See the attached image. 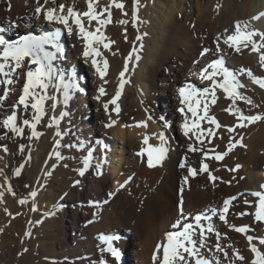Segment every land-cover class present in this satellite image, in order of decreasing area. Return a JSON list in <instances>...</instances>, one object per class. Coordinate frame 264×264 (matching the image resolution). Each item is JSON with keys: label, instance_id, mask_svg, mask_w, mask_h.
I'll use <instances>...</instances> for the list:
<instances>
[{"label": "bare ground", "instance_id": "1", "mask_svg": "<svg viewBox=\"0 0 264 264\" xmlns=\"http://www.w3.org/2000/svg\"><path fill=\"white\" fill-rule=\"evenodd\" d=\"M117 2L123 3V9L115 7L112 0L93 2L94 13H102L100 20H108L105 8L111 12L109 23L81 16L86 31L100 29L96 34L101 39L94 40L90 48L102 53L95 57L102 71L103 60L108 59L103 78L96 72L92 57L83 56L86 41L70 20L73 32H66L67 39H60L62 54L56 53L53 63L65 71L66 78L74 71L77 78L82 74L87 81L80 83L79 99L75 97L78 89H69L67 104L62 88L56 87L57 81L50 84L44 102L45 115L36 127L38 137H32V129L27 126L23 136L3 126L4 119L13 111L17 112V123L31 120L34 115L31 108L24 111L22 105L13 107L22 94L24 73L28 67H34L27 60L25 68L14 74L16 83L10 85L7 98L0 100V264H101L103 258L117 264L116 258L102 251L106 248L100 239L102 235L119 237L114 242L125 264H159L153 255L157 244L164 241V234L173 230L171 225L178 216L181 196L185 213L193 216L201 212L211 215L208 211L211 208L219 213L226 199L236 197L225 213L227 223L218 215L212 217L221 239L216 241L215 235L209 234L207 241L210 247L219 242L229 256L216 253L214 247L206 255L219 256L222 264L229 261L251 264L254 253L247 236L232 226L247 225L250 228L247 235L264 236V222L256 221L254 215L259 198L251 195L261 191L264 185V119L244 121L245 126L239 127L238 118L224 109L231 106L239 108L245 116L264 115V88L253 83L246 73L239 76L245 85L239 91L251 103L238 99L234 105L222 89H217L218 99L214 105L210 104L209 115H214L222 127L217 129L207 120L201 121L202 129L211 128L215 133L209 136L204 132L203 144L195 139L193 132L189 133L191 139L184 135L185 113L180 108L187 112V103H181L178 89L187 84L197 88L210 86V81L202 80L200 73L221 56L225 66L233 71L250 69L254 76L264 77L261 52L252 51L251 45L236 52L224 43L235 31L236 21H247L248 30L264 32V17L252 19L264 12V0ZM60 4L66 6L65 13L68 7L81 14L89 11L88 0H47V3L0 0L3 33L8 39H17L23 33H37V27L41 32L42 27L64 26L47 21L44 12L36 14L37 7L46 11L58 9ZM122 20L127 23H120ZM138 36L142 39L137 40ZM254 39L259 42L258 36ZM105 44L109 47H104ZM204 48L210 51L201 55ZM47 49L56 52L51 45ZM130 53L132 58L127 59ZM126 64L128 70L121 77ZM122 80L127 82L117 101L119 113L112 104L106 111L104 103L120 90ZM101 86L106 95H100ZM4 87L0 84V96ZM191 102L195 105V100ZM202 107L203 101L201 110ZM160 116L165 117L168 127ZM187 116L191 117V113L187 112ZM53 117L55 123H51ZM111 120L116 123L107 127ZM141 121H146L147 126H137ZM228 128L234 130L230 132ZM161 132L168 140L167 157L155 167H149L144 154L138 153L147 145L146 136L148 144L160 143ZM101 140L107 142V149H100ZM81 143L84 147H80ZM229 143L234 145L230 151ZM189 144L203 148L208 155L189 150ZM89 149L92 159L85 169L84 158ZM55 151L60 152L61 158L53 154ZM226 151L228 154L223 159H215ZM104 152H107L105 159L101 156ZM204 163L208 165L207 172L200 171ZM238 164L241 167L231 171ZM18 168L21 174L16 176ZM189 168L197 169V175L192 176ZM209 173L218 179L212 180ZM185 176L189 178L187 182ZM32 192L36 195L32 196ZM21 199L26 202L21 204ZM202 223L206 226L208 221ZM252 243L264 251L258 240ZM235 249L245 257L244 261L236 259Z\"/></svg>", "mask_w": 264, "mask_h": 264}, {"label": "snow or ice", "instance_id": "2", "mask_svg": "<svg viewBox=\"0 0 264 264\" xmlns=\"http://www.w3.org/2000/svg\"><path fill=\"white\" fill-rule=\"evenodd\" d=\"M94 0H88L89 11L85 13L77 12L73 7H68L67 12L65 13V5L60 4L57 8H48L46 11L42 7L36 8V14L41 12L45 13V19L49 22H58L66 27L68 34L73 32V28L70 24V20L74 23L79 30L82 38L85 39V49L83 56L85 58L92 57V64L96 68V72L103 78L107 74L108 61L107 59L103 60V71L101 67L97 64L96 56H102V53L95 47L90 45L94 40H100L101 37L97 36V32L100 31L97 28L96 32H88L85 30L84 24L82 23L81 16H86L91 21L92 19L98 20V23H109L111 22V12L105 8L103 11L108 12V20H100L102 13H94L93 10ZM138 3V0H136ZM47 3V0H45ZM112 3L115 7L123 9V3H118L117 0H112ZM261 17H264V12L259 13L257 16L252 17L253 20H258ZM120 23H127V21L122 20ZM15 26V25H13ZM5 31L4 28L0 27V33ZM227 31V30H226ZM102 35V34H101ZM60 36L61 30L57 28L55 31L45 32L42 35H23L18 39H7L5 35L0 34V84L12 85L16 83V80L13 79L14 74L18 75V70H23L25 68V61L29 65L34 67H28L25 75V83L23 85L22 94L19 96L18 102L14 105V108H19L23 106L24 111H27L31 108L34 112V115L31 120L22 119L21 123H17V112L13 111L8 115L4 121L3 126L14 132L17 136L24 135V127H30L32 129V137H38L39 132L36 131L37 124L40 122L43 115H45V100L48 99L46 96L47 89L50 84L55 80L57 81L56 87L63 90L64 94V103L67 104L70 98L69 89H79V83L76 80V73L73 71L70 77L66 78L65 71L57 68L53 61L57 58L56 53L61 52L62 48L60 45ZM259 37V42H257L254 37ZM126 38V37H125ZM142 37L138 36L137 40H141ZM224 43L227 44L230 48L234 47L236 52H240L241 48H247L251 45L252 51L261 52L260 62L264 65V32L256 30H248V22L236 21L235 31L228 35ZM51 45L56 49V52L49 51L47 46ZM104 47H109L108 44H105ZM217 51L220 50L219 43L217 42ZM135 52L136 49H133ZM210 49L204 48L201 55L208 53ZM132 54H129L127 59H131ZM136 59H139V56H136ZM211 69V71H209ZM127 64L125 65L124 71L120 73V76L123 77L125 72H127ZM247 74L253 83L258 84L261 88H264V77H256L253 75L250 69H240L238 72L233 71L225 66V59L221 56L219 59L213 60L206 68L202 69L200 73V78L202 80L210 81V86L197 88L195 85L187 84L184 87L178 89V94L181 98V103H187V112L191 113V117L187 116L185 108L181 107L180 111L185 113V120L182 125L184 135L189 136L190 132H193L195 139L201 144L204 143L203 135L204 132H207L209 136L215 135L211 128L202 129L201 121L207 120L209 124L215 125L217 129L221 128L222 125L216 119L214 115H209L210 104L214 105L217 102L218 97L216 96L217 89H222L227 97L231 100L234 105L235 102L240 100H246L247 103H251V100L242 95L239 91L241 88H244L245 85L241 83L239 76ZM217 77H222V79H217ZM127 81L122 80L119 88L115 95L106 103H104V109L107 111L109 104L115 105L114 111L119 113L120 107L117 103L121 91L123 89L124 83ZM100 95H106L105 88L101 86L99 88ZM100 95L96 96V99H100ZM8 96V90L6 89L3 96H0V100L6 99ZM195 100V105L191 101ZM203 101V107L201 110V102ZM231 114H234L238 118V126L244 127V121L248 123L255 122L257 120L264 119V115H250L245 116L244 113L239 109L233 107H228L224 109ZM159 119L164 121V126L168 127V123L165 120L164 116H160ZM56 118L53 117L51 123H55ZM51 123L49 126H51ZM116 121L111 120L107 127H112ZM137 126H147L146 121H141ZM233 128H228V131H233ZM59 135V133H57ZM189 139L191 137L189 136ZM159 145L149 147L148 149H141V152L138 155H143L147 151L148 159L147 163L149 167H155L157 164H160L166 157L169 151L168 140L163 132L159 134ZM148 137L144 138V143L147 144ZM99 143V142H98ZM240 143V141H237ZM57 146H59V141H56ZM80 147H84L81 143ZM107 148V145H104ZM234 145L229 143L228 150L230 151ZM24 146L21 145V151H23ZM189 150L201 151L205 156L208 155L207 151L203 148H197L192 144L188 145ZM58 159L61 158L59 151L53 153ZM228 152H223L215 156L216 160L223 159ZM92 159V150L89 149L87 155L84 158V168L86 169ZM99 167V166H98ZM180 167H185V164L182 162ZM241 165H236L235 171L239 169ZM200 171L207 172L208 165L206 163L202 164ZM189 172L192 176L197 175V169L189 168ZM21 174V169L18 168L15 171V175L19 176ZM80 174H84V169L80 170ZM209 176L212 180L218 179L217 177ZM188 177H184V181H188ZM79 183V181H77ZM127 183V181H126ZM230 183V182H229ZM124 185H121L123 187ZM261 191L252 192L251 195L258 197V202L256 204L255 210V219L258 222H264V185H261ZM183 191V189H181ZM2 195V194H0ZM15 195V193H13ZM32 196H35L36 193L32 192ZM111 195V194H110ZM236 197H230L224 201L223 208L219 211L215 208H211L208 211L211 213L209 215L207 212L197 213L193 216L192 213H185L183 207V197L181 196L179 205H178V216L175 222L171 225V229L167 231L164 236V241L160 242L156 246L155 253L153 255V260H159V264H222V261L219 256H212L209 258L206 253H212L213 247L216 253H222L224 257H228V251L221 246L219 242L215 243L214 246H209L208 244V235L214 234L216 241L221 239L222 234L214 227L212 223V217L217 216L221 221L227 223L225 213L228 212L231 202L235 200ZM21 204H24L26 201L21 199L19 201ZM248 203V201H245ZM240 215H247V213H240ZM189 217H191V222H188ZM208 221V224L205 226L202 221ZM91 223V221H90ZM235 231L244 233L247 236L249 242L250 250L254 253V258L251 261V264H264V251H261L256 244H253V240H258L260 245H264V236L254 237L252 235H247L250 231L249 226L244 225L240 227L232 226ZM100 239L106 245V248L102 251H107L111 254L112 257L119 259L121 257V251L114 245V241L118 240L119 237L115 235H102ZM229 248L231 245L228 246ZM236 259L239 261H244L245 257L240 255L239 250L235 249ZM104 264H107L105 261ZM229 264H234L233 261H229Z\"/></svg>", "mask_w": 264, "mask_h": 264}, {"label": "rangeland", "instance_id": "3", "mask_svg": "<svg viewBox=\"0 0 264 264\" xmlns=\"http://www.w3.org/2000/svg\"><path fill=\"white\" fill-rule=\"evenodd\" d=\"M96 2H97V1H96ZM97 21H98V20H97ZM36 26H37V25H36ZM42 28H43V30H44V28H47V27H42ZM42 28H41V29H42ZM56 28L64 29L65 32H64L63 34H61L60 39H61L62 37L65 38V39H67V37H68V36H66V35H67V33H66L67 31H66V28H65L64 26L54 27V29L51 28V27H50V28L48 27L47 29H48V30L55 31ZM43 30L40 32V28H39V27H37V28L35 29V31H37V32H39V33L45 32V30H44V31H43ZM65 36H66V37H65ZM15 37H16V36H15ZM65 50H66V49H65ZM61 54H62V52H61ZM76 74H77V73H76ZM83 76H84V75L81 74V78H82V79L79 77L80 80H79V78L76 77V79H77V81H78L79 83H81V82H84V83H85V82L87 81V77L85 76V77H86V78H85V77H83ZM84 79H85V80H84ZM80 85H81V84H79V86H80ZM80 87H82V86H80ZM79 92H81V91H80V88L78 89L77 93L75 94V97H76L77 99L80 98V93H79ZM85 97H86V95H85ZM85 97H84V98H85ZM83 100H84V99H83ZM85 102H86V101H85ZM104 259H105V258H104ZM124 259H125V258H124ZM124 264H125V261H124Z\"/></svg>", "mask_w": 264, "mask_h": 264}]
</instances>
